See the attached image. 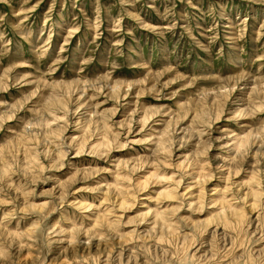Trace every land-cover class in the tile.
<instances>
[{
    "label": "rangeland",
    "instance_id": "obj_1",
    "mask_svg": "<svg viewBox=\"0 0 264 264\" xmlns=\"http://www.w3.org/2000/svg\"><path fill=\"white\" fill-rule=\"evenodd\" d=\"M0 264H264V0H0Z\"/></svg>",
    "mask_w": 264,
    "mask_h": 264
},
{
    "label": "bare ground",
    "instance_id": "obj_2",
    "mask_svg": "<svg viewBox=\"0 0 264 264\" xmlns=\"http://www.w3.org/2000/svg\"><path fill=\"white\" fill-rule=\"evenodd\" d=\"M81 96V95H80ZM90 117V116H89ZM150 120V119H149ZM162 121H158L157 123H161ZM155 125V124H154ZM156 125H159V124H156ZM161 125V124H160ZM155 132V131H154ZM163 132V131H162ZM160 133L159 135H160V138H161V141H163V139H165V137L163 138V133ZM158 133V132H157ZM168 134V133H167ZM151 135V134H150ZM156 139V138H155ZM158 139V138H157ZM156 139V140H157ZM160 140V139H159ZM165 140H168V138L167 139H165ZM160 142V141H159ZM238 142V144H239V142L240 141H237ZM244 142H246L247 143V139H245L244 141H243V143ZM161 143V142H160ZM163 143V142H162ZM157 144V143H156ZM242 145V144H241ZM243 146V145H242ZM160 149H162V148H160ZM78 154V153H77ZM62 165V164H61ZM60 165V166H61ZM254 195H256V193H254ZM167 196V195H166ZM224 200V199H223ZM223 200H221V202L219 203L220 204V206H221V209L220 210H222V211H220V213H218V214H220L221 215V217H224V215H225V211L226 210H228L229 208H230V206L229 205H226L225 204V202H223ZM227 203V202H226ZM218 216V215H217ZM216 216V217H217ZM156 217V216H155ZM221 217H219L220 219H221ZM158 219V218H157ZM158 222V221H157ZM159 223H160V221H159ZM166 226H167V223H166ZM69 238H71L72 239V237H71V234H70V237ZM71 241V240H70ZM250 263V262H249Z\"/></svg>",
    "mask_w": 264,
    "mask_h": 264
}]
</instances>
